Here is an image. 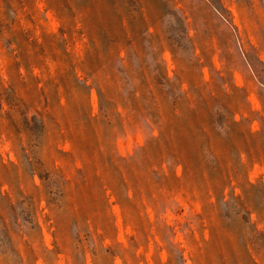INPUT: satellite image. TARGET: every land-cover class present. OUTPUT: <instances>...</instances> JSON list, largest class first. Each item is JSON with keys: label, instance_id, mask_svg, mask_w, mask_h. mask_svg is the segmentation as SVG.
Here are the masks:
<instances>
[{"label": "rangeland", "instance_id": "rangeland-1", "mask_svg": "<svg viewBox=\"0 0 264 264\" xmlns=\"http://www.w3.org/2000/svg\"><path fill=\"white\" fill-rule=\"evenodd\" d=\"M0 264H264V0H0Z\"/></svg>", "mask_w": 264, "mask_h": 264}]
</instances>
